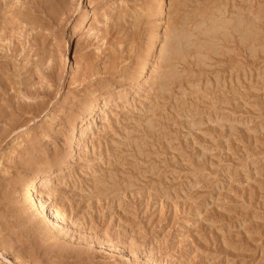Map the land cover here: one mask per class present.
Wrapping results in <instances>:
<instances>
[{"label": "rangeland", "instance_id": "374dc122", "mask_svg": "<svg viewBox=\"0 0 264 264\" xmlns=\"http://www.w3.org/2000/svg\"><path fill=\"white\" fill-rule=\"evenodd\" d=\"M0 264H264V0H0Z\"/></svg>", "mask_w": 264, "mask_h": 264}, {"label": "bare ground", "instance_id": "6f19581e", "mask_svg": "<svg viewBox=\"0 0 264 264\" xmlns=\"http://www.w3.org/2000/svg\"><path fill=\"white\" fill-rule=\"evenodd\" d=\"M95 12V11H94ZM87 16V15H86ZM166 18V17H165ZM85 19V18H84ZM213 25V24H212ZM211 26V25H210ZM94 32V31H93ZM76 30H73L71 32V35L69 37V41H74V36L76 35ZM96 36V35H95ZM173 49H175L173 47ZM161 50V49H160ZM176 50V49H175ZM160 52V53H159ZM158 53H156V55L154 56V60L153 61H158L160 59V54L161 51H159ZM172 52V48L171 51ZM173 54V52H172ZM179 54V53H178ZM171 55V54H170ZM174 55H177L176 51L174 52ZM172 55L170 56L171 59ZM173 58V57H172ZM149 60V59H148ZM145 60V62L143 63L142 69H141V75L145 76L148 75V73L150 72V65L149 62L152 61H148ZM153 67V66H152ZM150 74V73H149ZM152 75V73H151ZM150 75V76H151ZM152 77V76H151ZM147 79V78H146ZM140 81V80H139ZM146 82H144L141 87H145ZM138 85V84H137ZM140 89V88H139ZM139 91V90H138ZM141 91V90H140ZM139 91V92H140ZM121 97V96H120ZM106 100V99H105ZM119 100V99H118ZM121 100V99H120ZM122 102V101H121ZM95 104H93V102L91 103V110L90 113L91 115L93 114L94 110H95ZM90 115V116H91ZM105 116V115H104ZM94 117V116H93ZM86 118V117H85ZM106 119V117L104 118ZM108 119V118H107ZM105 122V121H104ZM79 124V123H78ZM88 128L85 127L84 125L80 126V134L78 137V140H82L85 137V134L87 132ZM67 165V164H66ZM67 168V167H66ZM65 168V169H66ZM62 169V168H61ZM58 171V170H57ZM54 168L53 167H48L45 170H43L38 176H32L29 178L28 183L24 186V190H23V194L25 199L28 201V203L30 204V206H34L37 210L39 211H46V213H49V217L48 219L50 220V222L55 226V227H62L63 222H65V216L63 214V210L61 211V209L59 208V206H52L50 200L51 199V193L53 195V190L55 187V180H56V176H52L54 174ZM64 172V169L63 171ZM59 174V173H58ZM69 174V173H68ZM65 175V174H64ZM70 175V174H69ZM63 176V175H62ZM63 178V177H62ZM67 178V177H66ZM65 179V178H64ZM58 180V179H57ZM42 186L43 191L42 193L39 192V187ZM53 204V203H52ZM61 207V206H60ZM30 209V208H29ZM45 213V214H46ZM67 220V219H66ZM65 228V227H64Z\"/></svg>", "mask_w": 264, "mask_h": 264}]
</instances>
